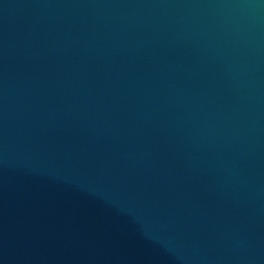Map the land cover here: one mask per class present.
Returning <instances> with one entry per match:
<instances>
[{
    "label": "water",
    "instance_id": "95a60500",
    "mask_svg": "<svg viewBox=\"0 0 264 264\" xmlns=\"http://www.w3.org/2000/svg\"><path fill=\"white\" fill-rule=\"evenodd\" d=\"M0 264H264V0H0Z\"/></svg>",
    "mask_w": 264,
    "mask_h": 264
}]
</instances>
